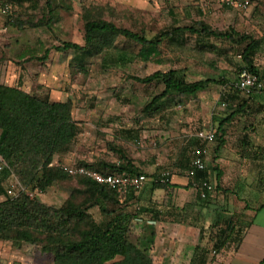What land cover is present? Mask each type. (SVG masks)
<instances>
[{"label":"rangeland","instance_id":"rangeland-1","mask_svg":"<svg viewBox=\"0 0 264 264\" xmlns=\"http://www.w3.org/2000/svg\"><path fill=\"white\" fill-rule=\"evenodd\" d=\"M237 1H247V8L216 10L211 5L203 10L201 20L213 31H233L246 35L256 40L260 49H263L264 0ZM193 3L191 0H55L52 4L53 18L49 20L45 0L22 3L0 0V11L5 6L9 8L8 16L0 12V84L16 86L20 82L21 89L44 98L51 89L39 84L41 79H45L53 89L66 93L72 105L71 113L77 123L78 135L70 151L60 157L55 156L51 163L70 166H79L81 163L115 164L121 155L119 153L140 158L146 149L145 157L160 159V170L170 168L168 163L176 157L183 159L186 155L184 141L187 135L209 129L211 114L215 119H225L237 109L235 103H230L226 110L218 109L215 103L219 101L222 91L229 88V84L238 77L241 67L239 54L243 45L219 43L220 54L200 53L194 47V37L186 34L180 36L185 42L183 47L177 46L178 43L166 44L161 47L156 59L147 63L134 59L124 67L108 66L109 63L102 61L103 54L79 63L71 59V51L58 53L52 50V47L63 42L83 46L85 11L151 39L172 27L194 25L184 16V9ZM47 20L49 24L44 25ZM46 50H49L48 57L38 60ZM120 51L133 58L138 48L118 37L110 52L114 55ZM173 69L184 70L189 81L219 78L224 80L225 85L214 86L213 90L200 94L198 102L186 98L182 105L164 104L165 107L162 105L160 111L152 116L143 114V108L163 88L161 85L138 84L130 79L131 76L141 78L156 71ZM251 107L237 114L226 128L225 136L229 142L224 162L228 165V172L225 173L228 181L226 179L224 184L225 191L220 193L227 199L233 195L227 193L229 190L237 192L234 185L238 186L242 181L254 183L256 174L264 173V115L261 116L263 110L258 111L257 104ZM213 129L216 130L215 127ZM245 129L249 147L241 140L245 137L242 135ZM242 147L250 150V157L243 153ZM15 181L11 184H15ZM213 182L215 184L214 179ZM75 185L76 181L73 180L68 184H54L43 193L32 189L24 191L30 198L58 209ZM237 195L244 196L239 192ZM224 202L226 204L227 200ZM121 206L124 205L112 207L96 198L88 213L98 225L108 220L102 212L105 210L124 209L129 218L134 215V209L128 211L127 206ZM208 228V236L217 233V229ZM0 264L53 263L50 255L41 254L30 245L16 247L10 242H0Z\"/></svg>","mask_w":264,"mask_h":264},{"label":"trees","instance_id":"trees-1","mask_svg":"<svg viewBox=\"0 0 264 264\" xmlns=\"http://www.w3.org/2000/svg\"><path fill=\"white\" fill-rule=\"evenodd\" d=\"M22 3L29 0H11ZM55 0H45L49 20L53 18L52 4ZM49 20L44 25L49 24ZM199 33L208 37L227 39L228 41L246 43L241 56L240 71L246 70L259 77L253 66V56L256 42L246 35H239L233 31L220 33L212 31L204 24H198ZM83 46L75 43L63 42L52 47L58 53L73 52L72 60L82 63L85 59L103 54L102 61L108 66L113 65L110 50L114 41L122 37L138 46V57L142 62H148L159 55L158 48L165 40H173L178 31H164L152 39H146L143 34L131 32L106 22L101 17L83 13ZM190 32H194L189 29ZM233 36L237 40H233ZM49 50L45 51V60ZM109 57V58H108ZM122 62V61H120ZM133 81L142 85H161L162 91L155 96L142 110L147 116H152L169 104H184L188 98L198 102L197 95L210 86H224L223 79H205L194 82L186 81L184 71L168 70L156 71L143 78L131 77ZM221 101L235 103L237 109L224 121H220L215 132V140L223 144L222 138L226 130L221 124L232 122L237 114L250 109V101L239 91L226 88L221 93ZM165 104V106H164ZM71 102H50L48 96L44 98L28 94L20 87L0 84V157L6 162L7 172L15 178L24 190L32 189L40 193L45 192L54 184H68L76 181L70 196L58 208H52L20 194L16 198L6 199L0 203V242H10L16 247L22 244L36 248L41 254L50 255L53 264H153L150 257L138 244L130 242V220L144 211H136L128 217L121 210L109 209L102 211L108 220L98 225L88 213V209L100 198L105 203L116 207L120 204L118 194L110 187L96 183L84 177L70 176L49 167L55 156L60 157L70 151L77 135L78 127L71 113ZM130 139V138H129ZM134 141V140H133ZM197 145V142H194ZM246 151L245 149H243ZM123 163H99L90 165L81 163L79 166L101 172L102 174L123 172L131 175L141 174L133 168L131 162L122 153ZM219 176V174H218ZM147 178V176L145 175ZM207 171L197 174V179H206ZM167 183H153L155 189H163ZM132 194V192L130 193ZM224 227L216 235L213 249L220 250L230 242L233 234H238L232 223V217L224 220Z\"/></svg>","mask_w":264,"mask_h":264},{"label":"crops","instance_id":"crops-1","mask_svg":"<svg viewBox=\"0 0 264 264\" xmlns=\"http://www.w3.org/2000/svg\"><path fill=\"white\" fill-rule=\"evenodd\" d=\"M191 1H193L194 3L190 4L189 6L193 7H186L184 9V16L187 20L193 21L194 25L172 27L170 30H165L172 31L173 29H177L178 31L173 36V40L163 41L159 46L158 51L162 46L166 44L176 45L175 43H178L177 46L183 47L185 45V42L180 39V36L186 34L188 36L194 37V47L200 53L217 52L218 54H220L221 51L218 46L219 43H226L228 45L234 46L239 45L238 43L236 44L234 42L228 41L227 39L201 35L199 33L200 27L197 25L200 23L206 25L205 22L201 20L204 11L199 7L198 0ZM212 6L216 7V10L227 9V7H229L222 3H214ZM169 14L171 15V13ZM189 29H192L194 32H190ZM161 32H159L158 34H160ZM155 36H153L152 38H154ZM119 38L123 39L126 42L132 43L122 37ZM233 40H237L235 36H233ZM251 40L256 42L252 64L259 74V79L263 84V90L260 92H255L247 98L250 101V107L252 106V104H257V106L259 107L258 111L260 109L261 111L263 110L261 114V116H263L264 48L260 49V47L258 46V42L253 39ZM246 43L243 42L241 46H245ZM132 44L138 48L135 56L131 58V56H129L127 53H124L123 51L114 53V55L112 54L110 57V61L114 60L112 66L124 67L127 64L131 63L134 59L141 61L138 57L140 46L134 43ZM73 56L71 59H73ZM158 56L151 58L150 61L156 59ZM239 59L241 60L240 54ZM184 75L186 81L188 82L205 80L203 78H200L189 81L185 72ZM206 79L218 80L219 78ZM44 80L45 79H41L39 84L51 88L49 94L46 95L48 96L49 101L66 102L68 95L63 91L59 92L56 89H53V87H51L50 84L46 83V81ZM213 88L214 86H210L204 92L199 93L197 95L198 99H201L200 94L206 93L209 90H213ZM22 90L25 91L23 88ZM25 92L30 94L27 91ZM39 96L41 95H38V97ZM217 103L218 102L216 101L215 105H218ZM250 109H252V107ZM213 116L214 115L211 114V120L209 124L210 126H208L209 129H213V127H215L216 130H213L216 132L220 126L219 124L226 118L218 120L213 118ZM230 123V121L223 122L221 124L222 130H226ZM246 132L247 131L245 129V132L242 134L245 137H242L241 140L245 142V146H248L250 144V141L248 140V137L246 139ZM226 139L227 137L224 135V137L222 138V141L224 142L223 144H219L218 140H215L211 144L202 145L207 174L215 181L214 190L205 200L199 199L198 191L193 185V180L187 178V150L186 155L183 159H181V157H176L172 162L168 163L170 168L163 169L165 171L168 170L171 172V177L168 180V185L163 189H155L153 187V183H156L155 180L161 175L163 171L158 167L160 164V159H155V157H151L150 159H148L147 157H145L144 152L146 151V149L143 150V155L140 158L136 156L134 157L132 155L127 157L123 154L125 158H127L131 162L133 168L138 169L141 174L147 176V183L143 190L138 193L129 194L126 201L121 204L127 206L128 211L129 209L135 210L136 207H138L141 211H144L142 214L136 216L135 218H131L130 220V242L133 244H138L141 250H144L147 253L153 264L263 263L264 173H257L256 178H254L253 180L254 183L242 181L240 185L233 186V188L237 187V192L241 193L244 196H239L237 195V192L233 193L234 191L232 192V190H229V192L227 193H232L233 197L231 196L228 199L224 197V195L220 192L225 191V189H223L227 179L225 173L228 172V165L226 162H224L225 157L228 155L226 153V147L229 141ZM194 142L195 141H193L192 144H194ZM243 149V153H246V155L250 157V150H247L248 148H246V151H244ZM251 159H253V157H251ZM121 163H123V160L121 159L120 155L119 160H117L115 164L119 165ZM257 165L259 166L260 164L258 163ZM14 181L15 180L13 179L11 174H9L7 171L0 172V203L6 199V191ZM197 181L198 183H201L202 179H197ZM225 200H227V205L224 202ZM122 211L125 212L124 209ZM230 217H232V223L235 227V231H237L238 234H233L232 237H230L232 238L230 242H227L225 246L220 250L215 251L213 249V244L215 242L217 233H214L215 236L214 234L211 237L208 236V227L211 226L212 230L217 229L218 232L221 228L224 227V220Z\"/></svg>","mask_w":264,"mask_h":264},{"label":"built area","instance_id":"built-area-1","mask_svg":"<svg viewBox=\"0 0 264 264\" xmlns=\"http://www.w3.org/2000/svg\"><path fill=\"white\" fill-rule=\"evenodd\" d=\"M198 3L202 10L207 9L214 3H222L226 6L240 9H246L248 6L247 1L239 3L237 0H198ZM0 12L3 16H8L9 8L5 6ZM229 88L239 91L245 97H249L255 92L262 91L263 84L257 75L246 70H242L239 71L237 79L232 84H229ZM217 104L221 110H226L229 107L228 103L221 101V95L219 96ZM193 141L197 142V145L192 144ZM214 141L215 131L213 129L200 130L192 135H187L184 141V145H186L187 148L188 158V169L186 171V175L188 179L193 180V185L198 191L200 200L207 199L209 194H211L215 188V184L211 177L202 180L201 183H198L197 181V174L206 171L202 145H208ZM134 142H136V140H134ZM49 167L57 168L70 176L84 177L96 183L110 187L118 194L120 204L126 201L131 192L138 193L142 191L147 183V178L143 174L131 175L126 172H123L120 175L114 173L102 174L101 172L92 171L81 166L59 165L57 163H50ZM7 169L6 162L0 157V172L6 171ZM170 177V172L164 171L155 180V182L164 184L168 182ZM20 194L26 193L16 181L15 184H11L6 191V195L10 198H16ZM26 195L28 196V194ZM135 210L139 211V208L136 207ZM262 264H264V261Z\"/></svg>","mask_w":264,"mask_h":264}]
</instances>
